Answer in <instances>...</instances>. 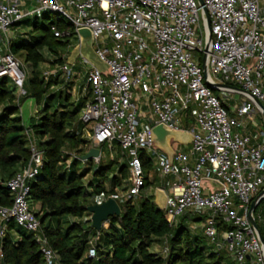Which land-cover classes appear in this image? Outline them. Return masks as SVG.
I'll return each instance as SVG.
<instances>
[{
    "label": "built area",
    "instance_id": "built-area-1",
    "mask_svg": "<svg viewBox=\"0 0 264 264\" xmlns=\"http://www.w3.org/2000/svg\"><path fill=\"white\" fill-rule=\"evenodd\" d=\"M203 2L211 29L207 51L210 31L199 0H0V77L12 81L18 97L26 95L24 64L9 51L17 23L47 12L56 20L67 18L77 39L80 28L90 29L108 70L92 67L85 73V97L91 92L80 115L82 137L89 143L85 153L100 149L92 158L96 165L104 145L110 150L118 145L128 160L127 189L110 197L117 202L139 197L147 178L144 153L155 159L162 178H171L169 190L163 188L170 225L189 212L203 215V233L211 244L224 247L236 264H264L263 243L249 219L252 201L264 190V129L245 130L248 123L260 129L256 116L264 127V110L257 103L264 105V0ZM66 34L55 31L58 37ZM57 72L66 86L72 82L73 64L66 61L43 76L48 80ZM191 105V145L187 150L177 145L170 160L153 142L151 130L157 124L182 130L181 116ZM26 133L30 159L7 182L12 205L0 206V245L14 219L33 234L45 263L57 264L59 255L30 199V183L44 165V152L34 130L29 127ZM73 158L82 161L72 153L67 163ZM223 223L231 229L220 233ZM91 243L88 256L94 257Z\"/></svg>",
    "mask_w": 264,
    "mask_h": 264
},
{
    "label": "trees",
    "instance_id": "trees-1",
    "mask_svg": "<svg viewBox=\"0 0 264 264\" xmlns=\"http://www.w3.org/2000/svg\"><path fill=\"white\" fill-rule=\"evenodd\" d=\"M49 14H43L42 22L27 24L31 27L26 33L28 38L16 39L14 31L11 36L9 51L23 62L24 68L27 64L30 68L31 75L26 77L24 84L26 95L18 97L12 81L0 77V206L12 205L7 182L30 159L21 107L25 100L35 98L38 113L31 119L30 127L44 152V165L30 183V199L32 204L40 205L34 211L49 244L59 255L57 264H236L224 247L214 246V250H209L201 224L203 215L189 212L176 225H170L165 210L151 198L120 201L122 213L110 217L109 227L100 231L92 227L91 219L85 217L91 216L87 207L92 201H88L87 196L109 198L116 187L128 179V163L124 162L119 168H113L112 163L103 164L102 159L96 165L87 160L83 168L77 167V158L67 163L72 153L81 156L89 148V143L82 137L84 124L79 114L91 92L85 98L73 99L66 90L68 85L61 72L51 75L48 80L44 78V72L41 73L42 64L49 61L46 53L54 56L50 60L52 67L63 64L66 57L61 53L76 37L71 22L64 19L46 22ZM21 23L25 20L13 28ZM56 30L69 34L58 37ZM141 157L147 174L153 163L146 154L142 153ZM90 172H93V179L89 185L95 187L92 193L87 191L85 181ZM111 172L116 174L110 177ZM106 181L111 182L109 189L105 187ZM258 211L264 213V198L254 212L264 237V218L257 217ZM228 229L231 226L225 223L218 226L220 233ZM91 241H94L96 251L94 257L88 256ZM157 245L162 251H152ZM0 247L3 254L0 264H46L33 234L18 226L14 219L8 222V232Z\"/></svg>",
    "mask_w": 264,
    "mask_h": 264
},
{
    "label": "water",
    "instance_id": "water-1",
    "mask_svg": "<svg viewBox=\"0 0 264 264\" xmlns=\"http://www.w3.org/2000/svg\"><path fill=\"white\" fill-rule=\"evenodd\" d=\"M200 3L203 5L204 12L207 17V24L210 31L209 40L206 44L205 50H208L210 41H211V29H210V17L208 14L207 8L204 6L203 0H199ZM78 37L79 43L72 49L70 56L68 57V63L74 64L78 57H82L85 61H87L92 67L98 69L101 72H106L108 70V65L102 60L99 54L94 49V37L90 29L86 27H82L78 30ZM202 67L205 77H208V68H207V55L204 54ZM211 86L212 84L208 82ZM220 86L231 88L235 90H242L241 88L229 84H220ZM28 103L27 107L24 108V105L21 107V116L26 128L30 127L31 119L35 117L38 113V103L35 98H29L25 100ZM258 105L264 110V105L262 102L257 101ZM186 115L187 111H185L182 116L181 120L183 122L184 127H186ZM190 133V132H189ZM187 131L183 132L180 130H172L169 129L164 124H157L151 130V137L155 145L161 148L163 151H166L169 155V159L172 160L173 158V149L171 148L170 141L171 139L187 142L189 137H191V141L193 139V135L189 134ZM100 155V149L98 148H91L90 151L81 155V159L84 161L91 160L93 157ZM264 198V190L261 191L252 201L251 208L249 212V219L254 226V228L258 231L260 236V240L263 243V250H264V238L261 234L258 223L253 216L258 204ZM168 200V195L163 188H157L155 193V203L158 205L160 209H165ZM88 212L91 214V223L92 227L100 231L106 224L109 223V219L111 216H120L122 213L121 207L119 203L109 197L105 201L101 203H92L87 207Z\"/></svg>",
    "mask_w": 264,
    "mask_h": 264
},
{
    "label": "crops",
    "instance_id": "crops-1",
    "mask_svg": "<svg viewBox=\"0 0 264 264\" xmlns=\"http://www.w3.org/2000/svg\"><path fill=\"white\" fill-rule=\"evenodd\" d=\"M28 5H30V4H28ZM43 14H40V15H38V16H36L35 18H33V19H25V26H23V24L24 23H21V24H19L18 26H16L15 28H13V31H14V33H15V37H16V39H22V38H28V35L26 34V35H24V33H27V27L29 28L30 26L29 25H27V24H29V23H32V22H34V21H39V22H42V20H43ZM31 28V27H30ZM79 43V39H77V40H75L74 41V39H72V41H71V44H70V46H67L66 48H64V50L62 51V53H61V55L62 56H64V57H66V61L68 62V57L70 56V54H71V51H72V49L77 45ZM46 56H47V58L49 59V60H53V58H54V56L52 55V54H50V56L48 57V54L46 53ZM79 58V57H78ZM77 58V59H78ZM82 58V57H81ZM77 61V60H76ZM75 61V62H76ZM46 63V62H45ZM43 65V64H42ZM50 67H52V65L50 64ZM57 67H59V65L58 66H55L54 68H57ZM87 72V71H86ZM85 72V73H86ZM83 76V79H82V81L84 80V77H85V74H82ZM76 84H74V86H81L82 84L79 82V78L77 77V79H76ZM79 84V85H78ZM222 94V93H221ZM73 97V96H72ZM80 98H85V95H81V96H79V97H77V98H75V97H73V99H76V100H79ZM231 102V101H230ZM232 103H233V101H232ZM232 103H229V104H232ZM256 122L258 123V124H260V129H258L256 126H255V124L254 123H248V125H247V127H246V131H249V132H252V133H256V132H258L257 130H263L264 129V127H263V125H262V121H261V119L259 118V116H256ZM193 122H194V114H193V116H192V122H189V118H188V115H186V127H184V125H183V122H182V120H181V123H182V127H183V129L182 130H180V131H183V132H190V131H188L187 129V127L188 126H190V125H192L193 124ZM85 128V127H84ZM82 130H83V128H82ZM190 134V133H189ZM170 145H171V148L173 149V154H174V150H175V148H176V146L177 145H179L181 148H183V149H185V150H187L189 147H190V145H191V137H189V140L187 141V142H182V141H177V140H174V139H171V141H170ZM160 150L162 151V152H164L168 157H169V155H168V153L166 152V151H163L161 148H160ZM103 155H104V152H103ZM103 155H102V161L104 160L103 159ZM173 156V155H172ZM105 165H108L109 163H112V165H113V168H119V166L121 165V164H123L124 162H128V160H127V157L122 153V151H121V148L118 146V145H115L114 147H113V149L112 150H110L108 147H107V156H106V158H105ZM80 162H82V164H83V167L84 166H86L87 164H86V162H84L83 160L81 161L80 160ZM91 162H93L92 161V159H91ZM93 164H94V162H93ZM92 164V165H93ZM95 165V164H94ZM154 168H155V172L153 173V171H154ZM128 170V174H129V169H127ZM90 173H92L93 174V172H90ZM116 174V172H111L110 173V177H113L114 175ZM88 175L89 174H87V176L85 177V178H87L88 177ZM161 176V174H160V170H159V168H158V166H157V164H156V162H154V165H153V168H152V170L151 171H149V173H147V178H148V184L142 189V191H141V194L139 195V197L137 198V199H143V198H151V199H153V200H155V193H156V189L157 188H164L166 191H168L169 190V186L171 185V178H169V179H164V178H162V176ZM93 179V175H91V178L89 179V183H90V181ZM94 181V183H95V181L96 180H93ZM126 181H127V185H126ZM101 182H102V180H101ZM109 184V185H108ZM107 185L109 186V188L111 187V182L110 181H106L105 182V187L107 188V189H109L108 187H107ZM128 186V179H126V180H123L120 184H119V186L118 187H116V191L115 192H118V193H122V191H121V189L119 190V188H121L122 187V189L124 188V187H127ZM89 188H90V192L89 193H92V192H94V189H95V187L94 186H91V185H89ZM103 195H99V196H93L92 198H93V200H92V202L91 203H94L95 201H101V200H103ZM120 202V201H119ZM118 202V203H119ZM32 203V202H31ZM32 207H33V209L34 210H38L39 208H40V205L39 204H32ZM86 217V216H85ZM72 220V219H71ZM191 224H193V223H191ZM106 228L107 227H109V223L108 224H106V226H105ZM206 245L208 246V248H209V250H214V245L213 244H211L209 241H207L206 242ZM155 247H160L159 245H157V246H154L153 247V249H155ZM155 251V250H154ZM155 252H160L159 250H156Z\"/></svg>",
    "mask_w": 264,
    "mask_h": 264
},
{
    "label": "rangeland",
    "instance_id": "rangeland-1",
    "mask_svg": "<svg viewBox=\"0 0 264 264\" xmlns=\"http://www.w3.org/2000/svg\"><path fill=\"white\" fill-rule=\"evenodd\" d=\"M47 13V12H46ZM46 13H44V14H46ZM47 14H49V13H47ZM57 19V17H56V15H53V14H49V16L47 17V19H45L46 20V22H52V21H55ZM64 20H66L67 21V18H64ZM23 26H25V23L23 24ZM31 28L29 27H27V31H29ZM12 34H13V30L11 29V32H10V36H12ZM24 35H26V33H24ZM74 39V41L75 40H77V38L76 37H74L73 38ZM50 55H48V57H49ZM199 56V55H198ZM72 66V65H71ZM92 68V66L87 62V61H85L83 58H81V57H79L78 59H77V61L73 64V71H74V75H73V79H72V82L70 83V84H68V86H67V88H66V90L68 91V92H70L71 93V95L73 96V97H75V98H77V97H79V96H81V95H86V93H87V90H85V82H84V80L82 81V79H83V75L82 74H85V72L87 71V70H89V69H91ZM53 69H56V68H54V67H50V60L48 61V62H46V63H44L42 66H41V68H40V71H41V73H43L44 71H47V70H53ZM25 70H26V72H27V78H29V76L31 75L30 74V68H29V65L27 64V65H25ZM77 77L79 78V82L82 84L81 86H74V84H76V79H77ZM74 83V84H73ZM79 85V84H78ZM215 93L218 95V96H220L221 95V92H219V91H217V90H215ZM230 103H232V101L230 102ZM24 105V108L25 107H27V105H28V103H26V101H24L23 102V104H22V106ZM194 110H195V108L191 105L190 107H189V110H188V118H189V122H192V116H193V113H194ZM81 115V112H80V114H79V116ZM88 127H89V125H88ZM104 150V155H103V164L105 163V158H106V156H107V148H104L103 149ZM90 161V160H89ZM151 162L153 163V165H154V162H155V159H153V158H151ZM77 167L78 168H83V164H82V162H80V161H78V165H77ZM155 172V168H154V171H153V173ZM91 175H93L92 173H89V175H88V177L87 178H85V181H86V184L88 185V189H87V191L88 192H90V188H89V179L91 178ZM161 177V176H160ZM170 177H165L164 179H169ZM109 185V184H108ZM107 185V187L109 188V186ZM126 185H127V182H126ZM121 189V191L122 192H124L125 190H123L122 189V187L121 188H119V190ZM88 198H87V200L88 201H92L93 200V198L91 197V196H87ZM260 212H262L263 213V211H260ZM256 215H257V217H259V215H261V217L262 218H264V213L263 214H260L259 213V211L258 212H256ZM87 217V219H90L91 218V216H86ZM193 229V228H192ZM156 251V250H159V251H162V248L161 247H155V249H153L152 248V251ZM227 255H228V253H227Z\"/></svg>",
    "mask_w": 264,
    "mask_h": 264
}]
</instances>
